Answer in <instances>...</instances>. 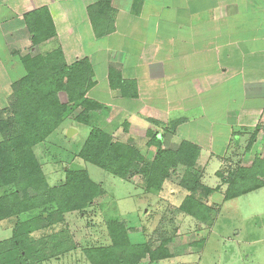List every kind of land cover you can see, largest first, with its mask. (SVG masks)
<instances>
[{
  "label": "crops",
  "instance_id": "crops-1",
  "mask_svg": "<svg viewBox=\"0 0 264 264\" xmlns=\"http://www.w3.org/2000/svg\"><path fill=\"white\" fill-rule=\"evenodd\" d=\"M55 50L90 67L86 98L106 107L94 127L190 144L197 166L222 165L264 122V0H0V104L21 58Z\"/></svg>",
  "mask_w": 264,
  "mask_h": 264
},
{
  "label": "rangeland",
  "instance_id": "rangeland-1",
  "mask_svg": "<svg viewBox=\"0 0 264 264\" xmlns=\"http://www.w3.org/2000/svg\"><path fill=\"white\" fill-rule=\"evenodd\" d=\"M60 97L65 101L64 96ZM89 102L71 114L62 115V123L36 144L32 152L49 188L61 186L68 172L83 171L98 186L99 200L85 209L63 213L55 224H50V220L58 218L53 205L23 214L20 222L46 218V227L30 235L16 228L15 218L0 221V264H90L85 251L111 244L107 229L111 220L125 228L132 246L151 244L156 248L166 244L174 256L161 262L143 259L138 264H264V187L232 201L225 202L224 198L227 188L230 193L264 183V122L230 147L222 165L215 161L214 166L171 168L166 176L168 183L155 175L160 187L148 190L141 174L123 180L81 161L78 154L87 135L66 139L60 134L63 126H79L74 122L76 117L89 119L88 111L95 103L99 107L92 108V119L80 126L86 130L101 121L100 114L106 107ZM0 105H4L0 107V117L5 119L7 112L3 110L8 102ZM127 126L123 129L125 133ZM118 127L114 132L105 126L103 130L112 140L134 147L143 164L151 163L156 148L148 145L150 139L144 143L125 136L123 140L122 126ZM3 138L0 133V142ZM216 146L217 143L213 148ZM144 168L145 165L140 167ZM239 171L244 173L242 179L226 186L224 180ZM250 171L256 175L252 177ZM11 191L12 186H0V197ZM191 197L194 201L186 204ZM184 205L195 217L182 211ZM18 229L17 239H22L19 249L14 247V230Z\"/></svg>",
  "mask_w": 264,
  "mask_h": 264
},
{
  "label": "trees",
  "instance_id": "trees-1",
  "mask_svg": "<svg viewBox=\"0 0 264 264\" xmlns=\"http://www.w3.org/2000/svg\"><path fill=\"white\" fill-rule=\"evenodd\" d=\"M47 23L52 29L50 22ZM21 62L26 76L11 86L8 105L3 110L7 112V117H0V133L4 137L0 142V186H12L10 194L0 197V221L15 218L18 220L16 228H22L30 235L46 227V218L40 216L20 222L23 214L53 205L58 218L50 220V224H55L63 213L96 204L101 192L83 171L68 172L61 186L49 188L32 152L36 144L44 141L62 123V115L90 104L85 97L91 85L90 67L82 61L66 65L59 50L45 56L23 57ZM61 95L65 101L60 99ZM96 106L99 107L93 104L88 111L89 119H92V108ZM89 119L76 117L74 122L86 124ZM88 129L78 158L119 179L127 180L141 174L148 190H158L160 187V182H155V175L161 176L164 182L169 169L195 166L197 150L190 144H183L175 152L169 151L162 146L161 139L152 133L148 137V145L156 148L155 157L151 163L143 164L142 156L134 147L112 140L96 127ZM143 165L146 169L141 170ZM249 174L254 177L256 172L250 171ZM242 175L244 173L239 171L224 180V184L231 187L235 179H242ZM181 187L193 190L188 185ZM262 187L264 183H257L235 192L231 190L230 193L227 188L224 198L228 201ZM186 200V204L194 201L192 197ZM189 210V207L182 206V211L195 217ZM107 229L110 246L85 251L90 264H138L143 259L158 262L173 257L166 244L156 248L151 244L132 246L125 228L118 221H109ZM18 232L19 229L14 230V247L19 249L22 239H17Z\"/></svg>",
  "mask_w": 264,
  "mask_h": 264
},
{
  "label": "water",
  "instance_id": "water-1",
  "mask_svg": "<svg viewBox=\"0 0 264 264\" xmlns=\"http://www.w3.org/2000/svg\"><path fill=\"white\" fill-rule=\"evenodd\" d=\"M74 133H76V130L68 129L66 132V138H68V139L71 138Z\"/></svg>",
  "mask_w": 264,
  "mask_h": 264
}]
</instances>
